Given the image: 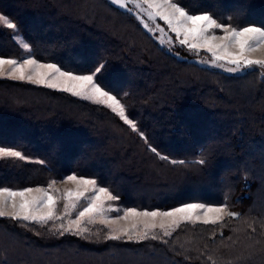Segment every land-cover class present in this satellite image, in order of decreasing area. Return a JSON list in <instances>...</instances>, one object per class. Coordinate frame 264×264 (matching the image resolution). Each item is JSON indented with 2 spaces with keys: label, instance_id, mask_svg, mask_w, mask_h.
Returning <instances> with one entry per match:
<instances>
[{
  "label": "trees",
  "instance_id": "trees-1",
  "mask_svg": "<svg viewBox=\"0 0 264 264\" xmlns=\"http://www.w3.org/2000/svg\"><path fill=\"white\" fill-rule=\"evenodd\" d=\"M182 4L237 28L264 26V0ZM0 14L31 44L24 50L16 31L0 25V56H31L75 74H91L103 64L98 82L117 95L148 137L145 142L105 105L0 79V146L27 157L0 159V187H47L75 174L118 194L113 203L122 211L203 202L240 213L216 224L184 223L171 236L159 230L158 239L140 242L106 239L104 225L91 227L84 239L60 235L53 222L24 227L4 217L0 264H264L260 71L228 75L189 61L191 54L178 58L133 12L108 0H0Z\"/></svg>",
  "mask_w": 264,
  "mask_h": 264
},
{
  "label": "snow or ice",
  "instance_id": "snow-or-ice-1",
  "mask_svg": "<svg viewBox=\"0 0 264 264\" xmlns=\"http://www.w3.org/2000/svg\"><path fill=\"white\" fill-rule=\"evenodd\" d=\"M112 2L125 7L128 0H112ZM131 3L139 7L146 6L144 11L149 20L156 18L163 20L181 46H186L197 53L200 49H206L214 61H225L234 65L227 69L229 72L244 68H264V59H252L248 55L264 47V26H256L253 23L237 28L231 24L220 23L209 12L195 14L189 6L182 4V0H131ZM0 25L15 30L14 38L18 45L26 51L31 50V44L19 33L18 26L13 20L0 14ZM144 26L149 28L148 23H144ZM157 28L163 31L159 26ZM215 30L222 31L223 35L217 36ZM168 42L173 43L171 37H168ZM103 68L104 65L100 64L91 74H75L63 70L55 63H41L31 56L22 61L0 56V77L8 76L20 81H28L106 105L147 142L148 137L140 131L136 122L126 115V107L117 95L111 90H106V86L98 82L97 76ZM151 151L159 155L155 147H151ZM4 158L27 159L21 151L0 146V159ZM161 158L168 159L166 156ZM40 163L44 162L40 161ZM172 163L177 162L172 161ZM180 163L184 162L180 161ZM199 163L204 164L205 161L201 159ZM62 182H72L76 187L66 189L61 196L54 194L60 192V189L55 188L56 180H52L47 187H25L18 190L0 187V218L7 217L19 221L24 227L30 224L44 227L49 222H53V230L60 235L68 233L79 235L84 239L88 238L85 234L90 233V229L82 225L95 224L99 220L101 224L109 227L106 239L120 240L126 237L129 241L140 242L158 239L159 237L153 233L157 227L163 230L164 236H171L183 221L202 219L205 224H216L224 215L230 217L239 215L236 212H226V204L217 207L205 203H186L169 211H140L135 207L126 208L123 210V215L110 219L107 216L108 212L120 211L109 203L119 201L118 194H113L108 187L98 186L96 179L75 174L68 175ZM61 199L65 201L63 214L57 211ZM82 200L83 205L80 204ZM78 206L80 210L76 211L75 219H71V212L77 210ZM65 217H69L67 225L63 222ZM57 220L60 221L58 225L55 224ZM120 221H129V223L122 225Z\"/></svg>",
  "mask_w": 264,
  "mask_h": 264
},
{
  "label": "rangeland",
  "instance_id": "rangeland-1",
  "mask_svg": "<svg viewBox=\"0 0 264 264\" xmlns=\"http://www.w3.org/2000/svg\"><path fill=\"white\" fill-rule=\"evenodd\" d=\"M108 1L111 4L115 5L116 7L120 8L122 10L133 12L138 17V19L143 24V26H144V23H148L149 24V28H151L152 30L150 31L149 28H146L144 26L145 29L150 34L156 36V39L159 41V44L162 47H164L166 50H168V51L174 53L175 55H177L178 58L180 57V58H184V59L189 60L190 58L183 57L181 54H184V55L185 54H191V55H193V58H191V60H189V61L198 63L200 66L209 68L211 70L219 71V72H222V73H225V74H228V75H242V74H245V73H247L249 71H252V70H258V71L261 72V75L264 77V68H260V67L244 68V69L238 70L236 72H229V71H227V69L230 68V67H234V65L228 64L225 61H214L212 59V57H211V54L208 53L206 49H200L199 52L197 53L195 51L189 50L186 46H181L178 42H176L175 34L170 31V29L168 28V26L166 25V23L163 20H160L159 18H156V19H153V20H149L148 19L147 14L144 11V8L146 6L139 7V6L134 5L133 3H131V0H128L127 5L125 7H121V6L117 5V4H114L112 2V0H108ZM159 22H161V23L163 22V25H161ZM157 26H159L160 29H163V31H159ZM215 34L217 36H220V35H223V32L220 31V30H215ZM168 37L172 38L173 43H169L168 42ZM161 41H163V42H161ZM248 55L252 59H264V47L258 49L255 52H251ZM41 63H44V62H41ZM221 64H223L224 66L223 67L218 66V65H221ZM0 79L17 80V79L8 77V76L0 77ZM18 81H20V80H18ZM78 98H80V97H78ZM80 99H82V98H80ZM83 100H86V99H83ZM86 101H89V100H86ZM126 115H128L127 111H126ZM62 181H58L57 184L55 185V188L60 189L59 193H54L57 196H61L66 189H74L76 187V185L73 184L72 182L64 183ZM64 203H65V201L63 199H61L59 201L58 208H57V211H58L59 214H63V211H64L63 205H64ZM109 203L112 204L114 207L120 209L119 212H108L107 216L110 219L111 218H115L118 215H123V211L121 210V208L119 206H117L113 202H109ZM192 203H203V202H192ZM80 204L83 205L84 201L83 200L80 201ZM205 204H207V203H205ZM208 205H210V204H208ZM210 206L219 207V206H223V205H210ZM179 207H181V206H179ZM78 210H80L79 206H78L77 210L71 212V217H70L71 219H75L76 211H78ZM140 211H143V210H140ZM160 211H162V210H160ZM167 211H169V210H167ZM226 212L239 213L238 211L231 210V208L228 205H227V208H226ZM226 217H230V216L224 215L223 219L226 218ZM239 217H240V213H239V215L237 217H231V218L236 219V218H239ZM65 218L69 219V217H65ZM188 222H190V223H188ZM67 223H68V221H67ZM67 223H65V225H67ZM128 223H129V221H120V224H122V225H127ZM181 223H183V225L181 224V226H179V228H177L176 230H178V229H180V227L184 226V223H188L186 225H190V226L195 225V223L205 224L202 219H200V220H191V221H183ZM100 225H104V224H101L99 222V220H97V222L95 224H87V223H85L84 225H82V227H88L90 229L91 227L100 226ZM104 226L108 227L107 225H104ZM159 230H161V229L157 227L156 229L153 230V233L156 232V231H159ZM161 231H163V230H161ZM174 232H172V233H174Z\"/></svg>",
  "mask_w": 264,
  "mask_h": 264
}]
</instances>
